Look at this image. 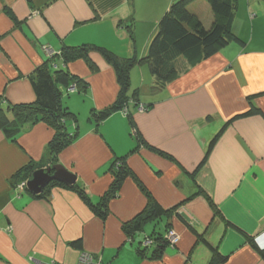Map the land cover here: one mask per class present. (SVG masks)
I'll return each mask as SVG.
<instances>
[{
	"label": "crops",
	"instance_id": "0c3cea01",
	"mask_svg": "<svg viewBox=\"0 0 264 264\" xmlns=\"http://www.w3.org/2000/svg\"><path fill=\"white\" fill-rule=\"evenodd\" d=\"M172 2L0 0V110L9 113L11 105L35 100L28 76L49 58L43 50L48 47L56 69L86 84L84 90L72 84L63 90L62 103L79 122L72 120L76 139L53 165L74 174L97 205L111 186L112 163L124 157L169 211L128 236L123 226L147 204L132 178L108 201L103 219L76 189L54 186L33 198L15 187L13 177L26 166L36 171L52 165L47 146L54 132L44 123L26 128L15 141L0 132V264H77L81 253L102 264H264L249 241L264 251V0H236L231 33L238 42L192 66L179 59L182 72L163 89L145 64L134 65L127 92L131 121L120 111L99 125L89 119L92 110L112 106L119 93L113 68L98 52L69 63L58 56L64 47L88 45L139 60ZM199 4L207 8L206 24L199 9L192 13L209 28L214 17L205 0L189 9ZM137 103L148 111L139 113ZM252 107L260 113L241 117ZM169 229L177 234L176 246H167L159 259L139 252L144 237ZM213 251L225 261L215 262Z\"/></svg>",
	"mask_w": 264,
	"mask_h": 264
},
{
	"label": "trees",
	"instance_id": "16d2710c",
	"mask_svg": "<svg viewBox=\"0 0 264 264\" xmlns=\"http://www.w3.org/2000/svg\"><path fill=\"white\" fill-rule=\"evenodd\" d=\"M195 1L197 0H173L168 11L159 21L158 31L148 45L146 56L139 60L136 58H121L103 48L88 45L64 47L58 54L64 63L79 59H84L86 61L88 53L90 51H96L115 72L117 84L119 86L117 100L112 106L104 110H92L90 112V120H94L96 125H99L113 112H123L127 110L125 116L131 121L128 105L129 96L127 92L130 86L129 72L134 65L145 64L150 75L154 79L156 88L163 89L182 72L178 65L179 59L184 60L189 66H192L215 55L222 47L228 45L231 41L238 42L231 33L236 0H205L214 17V22L209 28H206L189 10V6ZM55 58L56 56L48 58L45 63L37 67L28 76V81L31 84L35 96V100L32 103L11 105L9 113L0 110V132L9 141H15L16 137L26 128L38 123H44L53 130L54 135L47 146L52 165L56 160V156L75 141L77 133L76 126L73 123L71 124L72 120H75L76 117L62 103L63 90H67L71 84L79 88L82 87L81 89L83 90L86 88V84L77 77L64 70L56 69L54 66ZM139 106V103L135 104L136 110H138ZM259 113V110L252 107L249 112L241 117H249ZM130 124L137 143L142 144L144 141L139 132L136 128H133L132 122H130ZM73 128L76 129V132ZM221 133L222 131L210 142L204 159L192 173V177H194L199 167L204 163L208 153L212 150ZM132 150L131 152L134 151ZM156 152L172 160V157L167 153L158 150H156ZM33 171L34 169L32 166H26L20 170L13 177L14 185L16 184L15 187L21 183H25L30 178ZM110 173L113 179L111 186L97 205H93L90 202L84 190L77 184L67 187L52 182L41 194L36 196L30 195L33 198H41L48 192L49 188L54 186L76 189L93 212L103 219L108 213V201L117 195L125 179L132 178L146 197L147 204L142 213L123 226L128 236L141 232L143 226L147 222L159 219L161 216L169 213V211H164L156 203L151 194L137 180L126 165L124 157L118 158L112 163ZM23 190L26 191L25 187ZM207 200L209 199L207 198ZM166 233H168V231ZM146 241H150V245L147 247L143 245ZM249 241L251 247L259 255L264 257V251L260 250L253 240ZM76 245L78 246L79 243H75V246ZM167 246H169V243L166 239V234L161 235L152 233L144 237L141 241L139 252L148 259H159ZM213 254L215 262L223 263V261H225L216 251H213Z\"/></svg>",
	"mask_w": 264,
	"mask_h": 264
},
{
	"label": "water",
	"instance_id": "95a60500",
	"mask_svg": "<svg viewBox=\"0 0 264 264\" xmlns=\"http://www.w3.org/2000/svg\"><path fill=\"white\" fill-rule=\"evenodd\" d=\"M76 177L61 165H49L34 171L25 182L26 191L33 195H39L52 182L70 187L76 184Z\"/></svg>",
	"mask_w": 264,
	"mask_h": 264
},
{
	"label": "built area",
	"instance_id": "2783aa9c",
	"mask_svg": "<svg viewBox=\"0 0 264 264\" xmlns=\"http://www.w3.org/2000/svg\"><path fill=\"white\" fill-rule=\"evenodd\" d=\"M43 50H44L45 54L47 55V57H49V58L53 57L54 53L52 52L51 49H49L48 47H43ZM123 114L126 115L127 114V110H124ZM23 187H25V183H21V185L18 186L19 189H22ZM166 239L168 240L169 246L174 247L178 243V237L172 231H169L166 234ZM143 245L145 247L149 246L150 245V241L144 242ZM34 263L35 264H43V263H40L38 261H34ZM49 264H55V263H49ZM77 264H102V262L100 260H98V259H95L92 255H90L88 253H81L80 256L78 257Z\"/></svg>",
	"mask_w": 264,
	"mask_h": 264
},
{
	"label": "rangeland",
	"instance_id": "374dc122",
	"mask_svg": "<svg viewBox=\"0 0 264 264\" xmlns=\"http://www.w3.org/2000/svg\"><path fill=\"white\" fill-rule=\"evenodd\" d=\"M197 9H199V14L201 15V17H202V20L204 21V23L206 22L205 20L207 19L208 20V18L209 17H207L206 16V11H207V8L205 7V6H202L201 4H199L198 6H193L192 8H191V12H195ZM206 9V10H205ZM210 10H208V13H211V12H209ZM196 12H198V11H196ZM206 24V23H205ZM64 105V104H63ZM141 106V107H140ZM139 107H138V112L139 113H144V112H146V111H148V107L147 106H142V105H140ZM141 108V109H140ZM140 109V110H139ZM143 109V110H142ZM142 110V111H141ZM76 116H77V114H76ZM78 117H76V119H77ZM81 120V119H80ZM77 121L79 122V119H77ZM19 185H21V184H19ZM19 185H17V187L19 186ZM24 188V187H23ZM22 188V189H23ZM169 231H172V232H174L172 229H169L168 230V232ZM175 233V232H174ZM167 234V233H166ZM175 235L177 236V234L175 233ZM168 239V238H167Z\"/></svg>",
	"mask_w": 264,
	"mask_h": 264
},
{
	"label": "bare ground",
	"instance_id": "6f19581e",
	"mask_svg": "<svg viewBox=\"0 0 264 264\" xmlns=\"http://www.w3.org/2000/svg\"><path fill=\"white\" fill-rule=\"evenodd\" d=\"M57 54V53H56Z\"/></svg>",
	"mask_w": 264,
	"mask_h": 264
}]
</instances>
